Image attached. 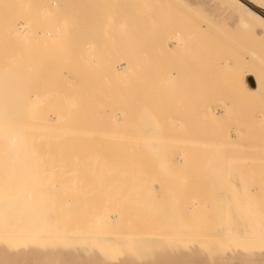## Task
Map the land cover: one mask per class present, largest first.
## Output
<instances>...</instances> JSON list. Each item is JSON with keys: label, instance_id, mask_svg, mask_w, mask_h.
<instances>
[{"label": "rangeland", "instance_id": "rangeland-1", "mask_svg": "<svg viewBox=\"0 0 264 264\" xmlns=\"http://www.w3.org/2000/svg\"><path fill=\"white\" fill-rule=\"evenodd\" d=\"M68 2L69 1L66 0L64 1L63 5L60 4V6H66L65 8L63 7L61 9V12L63 11L62 14L65 17L61 19V31L59 34H55V38L49 40L44 38V36L42 35L37 36L35 34L37 36L36 37L34 35V32L28 34L26 31V27L24 26V20L22 19V17H17L14 20V22L16 21V25L14 24L16 26L14 30L6 31L2 29L4 24H6L7 22L6 19L9 18V16L4 17L3 14L0 13V31L3 30L2 32H0V42L4 40L5 42L8 41L7 44L10 43V45L8 44V46L7 44L5 46L4 41H2L3 44L0 43V47H7L5 50L4 48H0V50H4L3 52L0 51V69L4 65V57L8 56L12 57V60H15L16 58L19 59L18 63L16 64L17 66L18 64H22V67L23 65L27 66L34 64L31 77V73L29 75L27 74L24 80L26 81L27 77H30L32 79L34 78L32 81L30 79L27 80L31 82L30 84L32 86L29 85L28 82V84L25 83L27 87L24 86L23 89L24 92L27 91V93L25 94H28V99H30V97L32 98V100L33 98H37L33 95L40 97L36 100L34 99L32 103L29 102L28 99L26 100L27 103L29 102L32 104H28L32 106L31 110L36 112L38 110H42L45 112L49 111L48 116L49 118L53 119L54 113L51 110L52 107L56 104H59V98L61 101L62 99H64L66 104H63L64 101L60 103L61 105L63 104V106L67 105L66 109H63L65 113L72 114L71 111H78V109H80L81 111L79 112H81V114H79V118L81 119L82 116L83 120H86L90 113L92 115H89L90 118L92 117L93 120H97V123L95 127L92 126L93 128L89 127L91 124L87 125L88 127H86L88 129H103L104 131H101L102 135L98 134L99 137L102 136L103 139L108 137L110 139V142H107L108 138L106 139V141L105 139L103 141L102 138L98 137L99 140H96L97 143L94 141L96 147H92L90 150H93L94 148L96 150L95 153L97 151H100V153H102L105 151V147L102 148L105 144L107 149L106 152L108 153L110 151L109 148H112L114 150V153H109V155H107V159H104L106 158L104 154H99L98 152L97 153L100 156L97 153L95 154L94 152V156L91 155V153L87 158L85 157L86 155H82L83 159L86 158V160H83V162H81L82 158H79V160L75 158L71 159L72 157H75L76 154L80 155L79 157H81V149L85 148V142H81V145L83 147H71L73 148V150H75L76 148L75 152L79 150L80 154L79 152H77L75 155H73V153L71 154L72 157H69L70 155L67 157V154H63L61 155L60 159V155H58V162H56L55 160L56 156H51L49 154L48 157V154H46L43 156V158L47 156L48 161H45V159L42 160L43 158L36 157L40 155L42 156V154H35V156H32L34 159H31V157L29 158V161H33L31 163L22 161L25 159H23V157H21L22 160L19 158L20 160L17 159L18 161L16 162L13 157H10L11 159H9V161L7 162L5 161V163L1 158H3L4 156L5 158L3 159H6L8 157L7 153L3 154L0 152V160H2V162H0V186L2 185L1 183H4L0 187V200L2 202L9 200L12 196H20V194L24 193L25 191V194L28 191V194L35 193V195H29L31 197H29L28 194H22L21 197L24 196L26 198L27 196V199L24 202L25 199L23 197L21 202H17L16 204L18 205V207H22L24 209L28 205L29 208H32L33 205L35 206L40 202L38 206H35L39 209L36 210L37 208H35L34 212H42L40 214L38 213L37 215L46 216L47 214L48 217V213L51 212L49 215L51 216L52 213L55 212V214L53 213V216L60 215L58 217H61L62 219H58L60 221V223L58 221L60 225L57 223L58 228L62 225L63 228L61 227V229L65 228L64 230H66L68 228L66 231H72L73 234L61 235L60 237H56L58 239H56L53 235H47L39 240L18 242H14L13 240L7 238V236H5L4 234H1L0 264H264V82L263 85H258L257 83V80L259 81V83L261 81H264V76H261L262 74L259 71L260 68L256 63L248 62V64L250 63L249 65L251 67L249 66L250 71L247 70L248 64L242 61L243 52L240 51L243 49L241 48V46H239L240 50H237L238 45H236L235 43L232 44L233 46L220 48L221 53L220 50L214 53H206L202 52L203 50H201L202 48L199 46L201 43H203L204 37H200L198 35V40L195 36V42L191 44L192 48L194 47L193 49H195L192 52L186 51L185 53L183 52V54L181 53L177 56L172 55L173 53L171 52L168 53L167 50H169L170 47L177 44L179 45L181 43L184 31L178 28L180 24L179 21L157 17L166 16L170 18L171 16L179 14L180 12H183L187 16L189 14H192L198 19L192 22L189 20H185L187 24L190 22L189 25H191L192 23L195 24L194 27L185 25V27L188 26V28H185L186 31L190 30V33L198 29V22L205 23L207 22V19L210 18L212 19L213 23L221 29L225 37L236 40L241 45L245 46V49H253L255 53H257L258 57H262V59H264V31L262 30V28L257 24V22L246 16L241 11L242 6H239V4H226L227 6H225V10L219 11L213 5V0H135V2L132 4L133 8H131L129 12L127 6L129 4L128 0H102L99 5H92V11L88 13L87 21L83 18V5L78 2H74V0L69 2L71 3V5ZM177 3H181L182 5ZM166 5L167 7H165ZM175 5L177 7H175ZM67 7L72 10L66 12L65 9ZM186 7L192 10L189 11ZM257 16L259 17V19L264 21V17H261L260 15ZM81 17L83 18V20L80 19ZM38 20H40V18L35 15L34 22L36 23ZM136 20L140 21L137 22ZM3 21L4 23H2ZM75 22H77L78 24ZM16 30L19 31L17 32ZM15 31L18 35L15 34ZM32 35L34 36V38ZM42 38L48 41L46 42ZM60 38L63 41H61ZM52 40L54 41L52 42ZM60 41L62 42L61 44L58 43ZM65 41L67 42V44ZM12 43L14 44L11 46ZM63 43L65 44L63 45ZM17 44L21 46V48L18 46L16 47ZM36 46L39 47L37 48ZM38 52H40L39 56ZM8 53L10 54L8 55ZM213 55L216 57H214ZM229 55L232 57L227 58L229 57ZM26 56L30 57L29 61L27 60L28 58ZM34 56L38 58V61H36ZM72 58L75 60L70 61V59ZM23 61L25 62L22 63ZM213 62L217 64H222L224 62L222 65L226 64L227 62L229 66L224 70H221L220 68L215 66L214 68L210 67L209 63ZM41 64H43L41 67L42 69L40 68V66L37 67V65ZM7 65H9V68L13 67L14 61L9 63L7 61ZM76 65L77 67H75ZM203 65H205V68L203 67ZM35 67H37V71L34 70ZM252 67L253 70L251 69ZM255 68L256 71L260 72L258 75V72L253 74L255 72ZM24 69L26 70L27 68ZM3 70L4 68L1 69L0 72ZM127 72H131L130 75ZM249 72H252L251 74L254 75H252V78L254 77L253 79H250L251 74ZM54 73H56L57 76L54 75ZM245 73L247 75H250V77L249 75L247 76L248 81L247 78L244 77L246 76ZM256 75L259 79L255 78ZM51 77H56L55 79L62 81V84L59 87H53L52 80L54 78ZM76 77H78L80 81H78ZM105 77L107 78L105 79ZM249 80L251 81L249 82ZM254 80H256L255 82L257 83L256 88H254V86H256L254 85L255 83H253ZM97 81H99L100 83ZM251 82L253 84H250ZM246 83L248 85L250 84L251 87L247 86ZM25 87L31 88L32 91L31 89H29L31 93L35 91L32 96H29V94L31 95V93H29L30 91L28 89L25 90ZM52 88H54V90ZM248 88H250L251 91ZM121 89L122 91H118ZM253 89H255L254 92ZM116 91L118 93L117 95ZM36 92L42 94L45 93V96H43L42 94L39 95ZM119 92L123 94H121L120 96ZM54 96H57L59 98H53ZM42 97L44 98L42 99ZM45 97H47V99ZM80 97L82 98V100L80 99ZM79 99L82 103H79ZM87 99L88 101H90L89 103H87V107L91 109V107L95 106V108L93 110H90L91 112L88 111L87 113H85V111L87 110L85 107V105H87ZM48 100L51 102L50 105H48ZM55 100L57 103H55ZM90 103L92 104V106ZM105 103L107 104V106L103 107V105H106ZM109 103L113 105H110ZM114 104L116 107H113ZM119 105L120 107L122 106L121 113ZM125 106L127 107V110ZM108 107H110V109H112L113 111L108 109ZM115 109L117 112L115 111ZM260 109H263V111L261 112ZM105 110L107 112H105ZM126 111L127 115L124 114L126 113ZM74 113L75 112L73 111V114ZM85 114L88 115L86 116ZM107 118V121H103ZM90 120L91 119H88L86 120V122H90ZM105 122L106 124H108V128H103V126L107 127ZM149 124L152 125L150 126ZM109 125L112 128H110ZM114 127H116L117 129ZM141 128H145L148 131H144ZM112 129L114 132L112 131ZM107 130L110 132H108ZM142 131H144L145 134H155L153 135V142L151 141L152 139H150L148 136L146 138L142 137V135L146 136ZM111 138H115L116 142H119V140L117 139H122L121 142H123V144L125 145L122 144V147L121 143H118L119 147H121L122 150L117 147L116 144V147L112 145L114 144L112 142L114 139L112 140ZM100 139L102 141H100ZM125 139L128 140L126 141ZM100 142L101 144L103 142V145H101ZM105 142L109 144L108 147V144H106ZM125 142L133 145L129 146V144H127L128 146H126ZM97 144H99L100 146H97ZM111 145L113 147H110ZM143 145L145 147H143ZM161 146L163 148H161ZM156 147H158L159 149H156ZM62 148L61 150H65L67 153V149L69 150L70 147H64L63 149ZM88 148L84 150H88ZM10 149H14V147L9 148L8 150ZM126 149L128 150V153L125 152ZM0 150L4 151L7 150V148L3 147ZM158 150L160 151V153H158ZM121 151L124 152L122 153ZM143 151L145 152V154ZM83 153L84 151H82V154ZM117 153H119L121 156H119ZM126 153L128 154V157H130V159L133 156V158H135L136 155L141 156L142 158H138V156L137 158L140 159V162L142 161V163H136L137 161H134L135 165L138 164L136 165L137 168L136 166L134 167V162H132L130 159V163L132 162L133 164H128L129 160H127L128 162L125 161V163L124 160L128 159L127 156L126 158L124 156ZM129 153L131 155H129ZM113 154H116L115 156L119 157H115ZM64 155H66L67 158ZM122 155L124 157V160ZM62 156L65 157V160H63L64 157ZM109 156H111V158ZM159 156L161 157V159ZM52 157L54 160L52 159ZM76 158H78L77 155ZM133 158L132 160H137L136 158ZM67 159L68 161H71L68 162L66 161ZM109 159H112V161L115 162L117 160V164L114 162L112 163ZM142 159L145 160L143 161ZM146 159H148L147 162L150 161L148 162V164L146 162ZM106 160H108V163ZM20 161L22 163H17ZM44 161L46 163H50V165L48 163L47 165ZM75 161H77V163ZM96 161L97 163H95ZM121 161L123 162L124 166ZM66 162H68V165ZM100 162H102L101 164H116V166L119 163V168L118 166L116 168V166L111 165L112 167L110 169V167H107L110 164L107 166L104 165V167L100 164ZM152 162L155 163L153 164ZM59 163L62 164L60 165ZM5 164L6 167L4 168ZM57 164H59V166ZM63 164H65L66 166ZM94 164H97L96 168H94L96 171L93 169V167L95 166H92ZM145 164H147L145 167L149 166V164L153 165L149 166V169L146 168L145 170V168L143 167ZM79 165L83 166L79 168ZM86 165H90L92 166V168L90 169V166L88 168V166ZM100 165L101 167H103V171L105 172L107 170L109 171V174L104 172H101L102 174L104 173V175L100 173L98 174L97 170H102ZM120 165L122 166V168H120ZM44 166L46 167V169ZM48 166L49 168H53L49 169ZM60 166L61 168H64L61 169ZM67 166L69 167V169ZM98 166L100 169H97ZM128 166L129 168L131 167V169H129ZM71 167L75 170V172ZM106 167L109 169H107ZM125 167L132 171V176L131 174L129 175L131 171L127 175L133 177L134 173L135 178L129 177L132 180L134 179V184L130 182V179L127 178L126 175L125 179H127L125 180L123 178L124 174H126L124 169H126V171L128 170ZM42 168H44V170ZM114 168L116 170H114ZM135 168L138 170V174L141 173V176L137 175V173L135 175ZM143 168V171L139 170ZM11 169H13L12 173H10ZM48 169L49 171H47ZM147 169L149 171H147ZM150 169H152L153 172ZM55 170L57 173L55 172ZM118 170H121V172H118ZM133 170H135V172ZM58 171L64 176L63 178H61L62 176H59L60 173ZM110 171L113 172L110 173ZM143 172L144 174L145 172L147 173V175L145 174L144 176L150 177V175H152L151 177H154V179H156L157 177L159 182L158 180H152L151 177V179L146 178L148 180L143 179ZM86 173L89 175H87ZM96 173L98 175L95 177ZM54 174L57 176H55ZM113 174L116 177L113 176ZM117 174H119V177ZM99 175H101L102 177H100ZM108 175L110 177L113 176V179L115 180H113V182L111 180V182L113 184L115 182L116 186L113 185L114 187L112 188V185L110 184V193H114V195L110 194L108 192L110 191L108 190L109 187L104 185H108L110 183V181L108 182V178H110L108 177ZM137 176L140 179H136ZM81 177H85L83 181H81ZM90 177L93 181H90ZM117 177H121V179L123 178L122 181L124 180L125 182L129 180V183L127 182V184H129V186H131L132 184L133 186L129 187L124 181H121L120 183L121 179L117 181ZM36 178L38 180H36ZM69 178L73 182L75 180V183L70 181ZM165 178H168L170 181L168 179L165 180ZM48 179L49 181H47ZM98 179L101 180H99L100 182L105 181V183L98 184ZM162 179L164 181H162ZM8 180L10 181L8 182ZM65 181L67 183L69 182V186L72 183L71 187H69L70 189L67 188L68 184H66ZM80 181L82 184L79 183ZM88 181L91 183H89ZM145 181L147 183H144ZM148 181L149 183L153 181V183L149 184ZM166 181H168V183H166ZM36 182L38 183V185L36 184ZM164 182L166 185L168 184L167 186H169V189L164 184ZM28 183L30 184L29 187L32 186L31 184L35 186V188L32 186L34 190L32 187V190L28 188ZM57 183L59 184V187L60 185H63L62 188L54 187L58 186L55 185ZM116 183H119V185L124 183V189L123 185H120V187H122L119 188V185L117 187ZM125 184L127 187L125 186ZM147 184L152 186V188L154 189L153 191L156 192L155 195L150 196L154 192L152 193V191H150L151 186H148ZM163 184L164 186H162ZM19 185L23 186V192L17 194L16 191L19 192L20 189L17 190V188L15 187L19 188ZM39 185L40 187L38 188ZM41 185L42 187L44 186V188H42ZM83 185L85 187L87 185H91V187L87 186L85 188ZM100 185L104 188L106 187V191L103 190ZM141 185H143V188H141ZM7 186H14L15 189L12 190V192L8 189ZM93 186L95 187V191L97 190L98 194L95 192V194L93 193ZM146 186H148V188H146ZM2 187L6 188L3 189ZM65 187L68 190H66ZM72 187H74V190L78 195L75 193V191H71L73 190ZM98 187L99 191L98 189H96ZM128 187L130 189H128ZM135 187L139 188L137 190L139 194H137ZM164 187L167 190L166 192H164L165 189H162ZM114 188L117 189V192L122 189L123 191H125V194L126 192H129L128 194L131 196L127 198L126 195H129H125L123 191H119L121 195H118V193L117 195L118 197L120 196L119 198H123V195L126 200L132 197L133 199L131 198V203L128 201L125 202L126 200L124 199H120L121 203L119 205V198L117 196L115 198L116 200H114V197L112 199V196L116 195V190H114L113 192ZM125 188L127 189V191L125 190ZM42 189H47V192L44 193L45 190L43 191ZM100 189L101 193L99 194ZM87 190L90 193H88ZM129 190H131V194ZM104 191L108 193H103V195L102 192ZM146 191H148V194L146 193ZM132 192H136V195L134 193L135 197L132 196ZM41 193H43L44 195L45 204L43 202V195ZM156 194L158 195V197ZM73 195H75V197H73ZM146 195H149L150 197L148 196V198L153 199L154 202L152 203L151 199H146ZM51 196L53 197V200L50 198ZM78 196L82 200L78 199L76 201V199L79 198ZM137 196H139V200H141V202L136 198ZM160 196L163 199H160ZM97 197L99 198L97 199ZM28 198L29 200L31 198V200L29 201ZM33 198H36V200L39 199V202L34 201L35 199ZM47 199L50 201H48ZM134 200L136 202H134ZM31 201H33L34 203L36 202V204ZM110 201H114L112 202L113 204H111ZM145 201H147L148 204ZM160 201H162V206ZM156 202L160 203L157 204V207ZM77 203H79V207H81L82 205L84 206L79 208ZM99 203H102V205ZM141 203H145L146 205L141 208ZM16 204H13V206L15 205L16 207L10 206L12 209L7 210H12L14 213L21 210L24 212V214L27 212L25 214L26 217L28 215L31 216L30 214L32 213V211H29L30 213L28 212V210L31 209L27 207L28 209L25 212L24 210L26 209H17ZM47 204H51V206L48 207ZM103 204L105 206H103ZM114 204H116V207L114 206ZM122 204H125L124 206L126 208ZM43 205H46L48 208H45ZM108 205H110V211L109 208H107ZM65 206V211H63V208ZM71 206L76 207L77 209L75 208L76 210H74V208H72ZM100 206L104 207V209ZM118 206L121 210L120 211L119 209H117L119 210V212L115 210L116 208H118ZM7 207L8 206H6L4 209V207L2 208L1 206L0 208L6 211H2L4 214L11 213L13 215L12 211L7 213ZM85 207L88 208L86 209ZM95 207L100 209H97ZM78 208L80 210H78ZM124 209L126 210V212ZM140 209H142L143 211H140ZM144 209L147 210L144 211ZM44 210L46 211V213ZM47 210H49L50 212L47 213ZM52 210L54 211L52 212ZM57 210L58 212H56ZM73 210L74 212H76L74 213ZM90 210H92V212ZM95 210L98 211L96 212ZM100 210L103 212V215L105 212V216L106 214H109L107 215V220L104 219L105 217L102 215V212H100ZM111 210H115V213H112ZM61 211L66 217L61 213ZM23 212L18 213L20 215L23 214ZM3 213H1V215H3ZM16 213L15 215L18 214ZM97 213H100V215H102L103 217L102 219L106 221L107 225L105 224L104 220H101V218H98L99 220L97 219L98 223L101 222L103 228H114L115 223V228L118 227V230H116L115 228L114 229L116 231H119V229H123V231H119L123 232V235L118 236L117 239H98L97 236H95L96 233L94 232L96 231V227H94V225L96 224L94 214H96L95 218L100 217ZM126 213L128 214V217L126 216ZM11 214L9 216V219H11L10 217H12ZM84 214L85 216L83 217ZM89 214L93 215V217H91V215ZM74 215H76V219L73 218ZM80 215H82L81 217L83 219H86L90 216V222H93L94 220L93 225H91L95 229L93 231V233H95L94 235L91 232L88 233L89 231H92L91 229H93L89 224L90 222L88 220L83 221L82 218V220L80 219L79 222L86 221V223L81 227L85 228V225L88 228L90 227L89 229L87 228V234H90V236H86V233L81 235L78 233L75 234L77 232V227L75 228L76 224H78L79 226L81 225V223H77V219L79 220L78 217H80ZM3 216L5 217H3L2 221H0L1 226L5 222V225H7V223H10L7 222L9 220L5 221L7 216ZM109 216H113L114 219L112 217V219L109 218ZM14 217L15 216L13 215L12 218ZM26 217L23 216L24 219ZM171 218L174 219V222L170 221ZM73 220L75 222V225ZM111 220L113 221L111 222ZM116 220L119 221L117 222ZM211 220H213V222ZM53 221H55V219ZM51 222H49V224H52ZM121 222H123L127 227L122 228L121 225L119 227V224ZM126 222H128L129 224ZM104 224L106 227L103 226ZM122 226L124 225L122 224ZM70 227H72V229ZM84 228H79L78 231H80V229L84 230ZM75 230L76 232H74ZM125 230L127 232H124ZM144 230L146 231V233L150 231L151 233H149L151 235L142 236V234L145 233L143 232ZM152 233L155 236H153Z\"/></svg>", "mask_w": 264, "mask_h": 264}, {"label": "bare ground", "instance_id": "bare-ground-1", "mask_svg": "<svg viewBox=\"0 0 264 264\" xmlns=\"http://www.w3.org/2000/svg\"><path fill=\"white\" fill-rule=\"evenodd\" d=\"M64 1H66V0H63V1H61V0H0V13L1 14H3V16L5 17V16H9V18H7L6 20H7V22H6V20H5V22H6V24H4V26H3V28L2 29H4V30H6V31H10V30H14V28L16 27L15 25H16V21L14 22V20L17 18V17H22V19L24 20V26L26 27V31H27V33L28 34H30V33H32V32H34V35L36 34L37 36H44V38H46V39H52V38H55L54 36H56L57 35V33L59 34L60 33V31H61V25H62V22H61V19L62 18H65L64 17V15L62 14V12H61V9L64 7V6H60V4H62L63 5V3H64ZM69 2L70 1H72V0H68ZM102 0H74V2H78V3H80V4H82L83 5V11H84V13H83V18L84 19H86V21H87V17H88V13L89 12H91L92 10H91V7H92V5L94 6L95 4H100V2H101ZM68 2V3H69ZM128 2H129V4H130V6H129V4L127 5L128 6V12H129V10L131 9V8H133V3L135 2V0H128ZM173 2V1H172ZM67 3V2H66ZM175 3V2H174ZM70 5H71V3H69ZM159 4V3H158ZM177 4H180V5H182L181 3H177ZM230 5V4H239V6H242L241 7V11L246 15V16H248L249 18H251V19H253L255 22H257V24L262 28V30L264 31V21H262L261 19H259V17L257 16V15H260L261 17H264V2H263V0H213V5L216 7V9L217 10H219V11H224L225 10V6H227V5ZM65 5V4H64ZM68 6V5H67ZM66 7V6H65ZM64 7V8H65ZM69 7V6H68ZM66 8L65 9V11L67 12V11H71L72 9H69V8ZM72 7V6H71ZM165 7H167V5L165 6ZM175 7H177L176 5H175ZM100 8V7H99ZM126 8V7H125ZM187 8V7H186ZM188 9V8H187ZM64 10V9H63ZM118 10V9H117ZM189 11H191L192 9H188ZM133 11V10H132ZM100 12V11H99ZM123 12V11H122ZM125 12V11H124ZM74 13V12H73ZM0 14V15H1ZM79 14H80V12H79ZM109 14V13H108ZM123 14V13H122ZM35 15H37L39 18H40V20H38L36 23L34 22V17H35ZM62 15V16H61ZM121 15V14H120ZM119 15V16H120ZM2 16V17H3ZM95 16V15H94ZM118 16V15H117ZM128 16H129V13H128ZM99 17V16H98ZM106 17V16H105ZM157 17V16H156ZM83 18L81 17L80 19H82L83 20ZM122 18V17H121ZM157 18H163V19H174V20H176V21H179V26H178V28H180L181 30H183L184 31V33H183V37H182V41H181V43L178 45H173L172 47H170V49L169 50H167V52L168 53H173L172 55H175V56H177V55H180L181 53L183 54V52L185 53L186 51H190V52H192L193 50H195V49H193L192 48V46H191V44L192 43H194L195 42V36L197 37L198 35L201 37H204V41H203V43H201L199 46L202 48L201 50H203L202 52H211V53H214V52H218L219 50H220V48H222V47H230V46H233L232 44H236V45H238L237 46V50H240V47L239 46H241V48L243 49V50H240L241 52H243V59H242V61L244 62V63H247L248 64V62H253V63H256L258 66H259V68H260V72H261V76H264L263 74H264V59H262V57H258L257 56V53H255V51L253 50V49H245L244 47L245 46H243V45H241L239 42H237L236 40H234V39H231V38H228V37H225V35H223V33H222V31H221V29L218 27V26H216L214 23H213V21H212V19H207V22H205V23H201V22H198V29H196V31H194V32H192V33H190L189 31L190 30H188V31H186V27L188 28V26H186L185 27V25H189V23L187 24L186 22H185V20H189V21H194V20H196V19H198V18H196V17H194V15H192V14H189L188 16L187 15H185L183 12H180L179 14H175V15H173V16H171L170 18L169 17H161V16H158ZM0 19H1V17H0ZM68 19V18H67ZM119 19V18H118ZM138 20V19H137ZM136 20V21H137ZM1 21V20H0ZM69 21V20H68ZM79 21V20H78ZM140 21V20H139ZM139 21H137V22H139ZM2 23H4V21L2 22ZM75 23H77V22H75ZM88 23V22H87ZM1 24V23H0ZM15 24V25H14ZM78 24V23H77ZM84 24H85V22H84ZM132 25V24H131ZM194 23H192L191 25H189V26H193L194 27ZM197 26V25H196ZM18 27V26H17ZM23 27V26H22ZM72 27V26H71ZM0 28H1V26H0ZM197 28V27H196ZM18 29V28H17ZM21 29V28H20ZM129 30V29H128ZM3 31V30H2ZM2 31H0V32H2ZM17 31V30H16ZM16 31H15V34H16ZM19 31V30H18ZM17 31V32H18ZM63 32V31H62ZM20 33V32H19ZM23 33V32H22ZM38 33V34H37ZM1 34V33H0ZM14 34V35H15ZM27 34V35H28ZM56 34V35H55ZM13 35V36H14ZM16 35H18V34H16ZM35 35V36H36ZM167 35V34H166ZM33 36V35H32ZM36 36V37H37ZM102 36V35H101ZM1 37V36H0ZM33 38H34V36H33ZM32 38V39H33ZM40 38V37H39ZM44 38H42L44 41H48V40H45ZM167 38V37H166ZM198 38L199 37H197V40H198ZM61 39V38H60ZM62 39H63V37H62ZM61 39V41H63ZM7 40V39H6ZM18 40V39H17ZM35 40H36V38H35ZM41 40V39H40ZM42 40V41H43ZM65 40V39H64ZM106 40V39H105ZM169 40V39H168ZM2 41H4V40H2ZM0 42V43H2L3 44V42ZM16 41V40H15ZM39 41V40H38ZM54 40H52V42H53ZM58 42L59 44H61L62 42ZM67 41V40H66ZM65 41V42H66ZM78 41V40H77ZM80 41V40H79ZM88 41V40H87ZM5 42V41H4ZM7 42L8 41H6L5 42V46H6V44H7ZM33 42H34V40H33ZM56 42H57V40H56ZM105 42V41H104ZM44 43V42H43ZM69 43V42H68ZM1 44V45H2ZM9 45H10V43H8ZM8 44H7V46H8ZM14 43H12L11 44V46L13 45ZM45 44V43H44ZM65 43H63V45H64ZM66 44H67V42H66ZM4 46V45H3ZM20 47L21 48V46H19L18 44L16 45V47ZM23 46V45H22ZM44 46V45H43ZM97 46V45H96ZM198 46V45H197ZM10 47V46H9ZM15 47V46H14ZM24 47H26V46H24ZM30 47V46H29ZM37 47V46H36ZM39 47V46H38ZM37 47V48H38ZM236 47V46H235ZM1 49H3L4 48V50L7 48H5V47H0ZM11 48V47H10ZM9 48V49H10ZM4 50H0V51H4ZM14 50V49H13ZM97 50V49H96ZM93 51H94V49H93ZM13 52V51H12ZM105 52V51H104ZM39 53L40 52H38V56H39ZM60 53V52H59ZM58 53V54H59ZM93 53V52H92ZM143 53V52H142ZM220 53H221V50H220ZM1 54V53H0ZM4 54H5V52H4ZM10 53H8V55H9ZM57 54V53H56ZM216 54V53H215ZM219 54V53H218ZM34 55V54H33ZM41 55V54H40ZM60 55H62V54H60ZM64 55V54H63ZM89 55H90V53H89ZM107 55V54H106ZM228 55V54H227ZM12 56V55H11ZM22 56V55H21ZM25 56V55H24ZM67 56H68V54H67ZM76 56V55H75ZM97 56V55H96ZM214 56V55H213ZM14 57V56H13ZM27 57V56H26ZM35 57V59H36V61H38V58H36V56H34ZM79 57V56H78ZM99 57V56H98ZM214 57H216V56H214ZM220 57V56H219ZM226 57V56H225ZM230 57H232V56H230L229 55V57H227V58H230ZM12 57H10V56H8V57H4V59L6 60H4V65H3V67H1V69H3L4 68V70L3 71H1L0 72V147L1 148H7V150H4V151H2V150H0V152L1 153H3V154H6L7 153V158L6 159H3V158H5L4 156H3V158H1L2 160H4V162L6 161H9V159H11L10 157H13V159L15 160V162L16 161H18L17 159H21L22 160V158L21 157H23V159L24 160H22V161H26V163H31V162H33L32 160H30L29 161V158L31 157V159H34L32 156H35V154H37V155H39V154H42V156L40 155V156H36V157H40V158H43V156L44 155H46V154H48L47 156L49 157V154L51 155V156H56L55 158V160H56V162H58L57 160V156L58 155H60L59 156V159L61 158V155H63V154H67V157L69 156V157H72V155L71 154H73V155H75L77 152H79V148L80 147H83L81 144V142H85V145H84V149H87L88 147H90V148H88V150H84V149H81L82 151H84V153L82 154V151H81V157H79L80 155H78V154H76L77 156H78V158H76V155H75V157H72L71 159H73V158H75V159H78L79 160V158H82V155H86L85 157L87 158V157H89V154H91V155H93L94 156V154H93V152L95 153V142H96V140H99L98 139V137H99V135L98 134H101V131L103 130V129H88L87 127V125H89V124H91L89 127H92V126H96V123H97V120H93V118L91 117L90 118V116L89 115H91L90 113H89V115L88 114H85L86 116L88 115V117L86 118V120H88V119H91L90 120V122L88 121V122H86V120L84 119H82V116H81V119L79 118V114H81V112H79V111H81L80 109H78V111L77 110H73L75 113L73 114V111H71L72 112V114H70V113H65L64 112V110L63 109H66V106H63V104L65 105L66 103H65V101H64V99H62V101H64L63 102V104L61 105V103L60 102H62L61 100H60V98L59 97H57V96H54L53 98H56L57 97V99L59 98V104H56L55 106H53V104H52V111H53V113H54V118L52 119V118H49V116H48V113H49V111L48 112H45V111H42V110H38L37 112L36 111H33V110H31V107L32 106H30V105H32L31 103H32V101L35 99H38V98H40V97H38V96H35V95H33L34 97H37V98H33V100H32V98L30 97V99H28V94L26 95L25 93H27V91H23V89H24V86H26L25 85V83L26 84H28V82H29V85H31L30 83V81H27L28 79H30L31 81L34 79H32V78H30L31 77V75H32V73H33V71H32V68H33V65H27V66H25V65H23V67H22V64L21 65H19L18 64V66L16 65L17 63H18V61H19V59H11ZM25 58V57H24ZM28 59V61L30 60V57L28 56L27 57ZM96 58V57H95ZM94 58V59H95ZM102 58V57H101ZM200 58V57H199ZM227 58H225V59H227ZM23 59V58H22ZM93 59V58H92ZM232 59V58H231ZM21 60V59H20ZM23 60H25V59H23ZM72 60H75V59H70V61H72ZM118 60V59H117ZM7 61H8V63L9 62H12V61H14V66L13 65H11V66H13V67H11V68H9V65H7ZM22 61V60H21ZM26 61V60H25ZM25 61H23L22 63H24ZM78 61V60H77ZM234 61H236V60H234ZM5 62H6V66H5ZM127 62V61H126ZM129 62V61H128ZM228 62V61H227ZM227 62H226V64H224V65H222V64H220L219 62V64H217V63H209L208 65L210 66V67H213L214 68V66L215 67H218V68H220L221 70H224V69H226V68H228V64H227ZM31 63V62H30ZM33 63V62H32ZM46 63V62H45ZM59 63V62H58ZM61 63H62V61H61ZM68 63V62H67ZM78 63V62H77ZM26 64H28V63H26ZM134 64V63H133ZM250 64V63H249ZM248 64V69L247 70H249L250 69V65ZM42 65L43 64H41V65H37V67H39L40 66V68L42 67ZM25 66V67H24ZM44 66H46V65H44ZM53 66V65H52ZM123 66V65H122ZM205 65H203V67H204ZM250 66V67H249ZM8 69H7V68ZM37 67H35L34 68V70H36V68ZM75 67H77V65L75 66ZM231 67V66H230ZM24 68H27V69H29V70H25ZM128 68V67H127ZM205 68V67H204ZM207 68H208V66H207ZM0 69V70H1ZM42 69V68H41ZM75 69V68H74ZM118 69V68H117ZM120 69V68H119ZM244 69H246V68H244ZM252 70H253V67L251 68ZM213 70V69H212ZM37 71V70H36ZM60 71V70H59ZM135 71V70H134ZM250 71V70H249ZM255 71V72H254ZM254 71H252V72H254L253 74H255L256 72H258V71H256V68L254 69ZM35 72V71H34ZM61 72V71H60ZM95 72V71H94ZM124 72V71H123ZM137 72V71H136ZM244 72H245V70H244ZM246 72H248V71H246ZM251 72V73H252ZM260 72H258L257 73V75L260 73ZM31 73V74H30ZM49 73V72H48ZM52 73V72H51ZM115 73V72H114ZM128 73V72H127ZM131 73V72H130ZM130 73H128L129 75H130ZM250 73V72H249ZM250 73V74H251ZM29 75L30 74V77H27L26 79V81H24L25 80V77H26V75ZM53 74V73H52ZM110 74H111V72H110ZM139 74V73H138ZM246 74V73H245ZM253 74H251V78L250 79H253L252 78V75ZM37 75V74H36ZM54 75H56V73H54ZM58 75H60V74H58ZM85 75V74H84ZM115 75V74H114ZM249 75V74H248ZM247 74H246V76H244V77H246L247 78V76H248ZM257 75H256V79H259V78H257ZM35 76V75H34ZM57 76V75H56ZM113 76V75H112ZM111 76V77H112ZM138 76V75H137ZM254 76V75H253ZM33 77V76H32ZM110 77V78H111ZM249 77H250V75H249ZM260 77V76H259ZM38 78V77H37ZM51 78H54L53 80H52V82H53V87H59L61 84H62V81H60V80H56L55 78L56 77H51ZM50 78V79H51ZM77 79H78V77H76ZM92 78V77H91ZM90 78V79H91ZM107 77H105V79H106ZM58 79V78H57ZM126 80V79H125ZM261 80H263V79H261ZM78 81H80L79 79H78ZM83 81V80H82ZM212 81V80H211ZM247 81H248V78H247ZM251 80H249V82H250ZM256 80H254V82L253 83H255L254 85H256L257 83H258V85L259 84H261V85H263V82L264 81H261L260 83H259V81L257 80V83L255 82ZM39 82V81H38ZM97 82H99V81H97ZM100 83V82H99ZM167 83H170V82H167ZM166 83V84H167ZM252 82L250 83V84H253ZM97 84V83H96ZM114 84V83H113ZM248 85L247 83H246V85L247 86H250L251 87V85ZM43 85V84H42ZM134 85V84H133ZM32 86V85H31ZM44 86V85H43ZM113 86V85H112ZM27 87V86H26ZM25 87V90L26 89H31V88H26ZM246 87V86H245ZM253 87V86H252ZM257 87V85L256 86H254V88H256ZM44 88V87H43ZM86 88V87H85ZM93 88V87H92ZM120 88V87H119ZM133 88V87H132ZM42 89V88H41ZM53 90H54V88H52ZM56 89V88H55ZM80 89V88H79ZM145 89V88H144ZM249 90H250V88H248ZM89 90V89H88ZM115 90V89H114ZM117 90V89H116ZM254 90L255 89H253V92H254ZM30 91V90H29ZM31 91H32V89H31ZM31 91L29 92V93H31ZM93 91H94V89H93ZM118 91H122V89L121 90H118ZM126 91V90H125ZM124 91V92H125ZM129 91V90H128ZM246 91V90H245ZM251 91V90H250ZM35 92V91H34ZM33 92V93H34ZM56 92H57V90H56ZM252 92V93H253ZM33 93H31V95L29 94V96H32V94ZM37 93V92H36ZM35 93V94H36ZM120 94V96H121V94H123V93H121V92H119ZM128 93H130V92H128ZM133 93H134V91H133ZM136 93V92H135ZM250 93V92H249ZM257 93H259V92H257ZM37 94H42V93H37ZM45 94V93H44ZM44 94H42L43 96H45ZM54 94H55V92H54ZM84 94V93H83ZM118 93H117V91H116V95H117ZM47 95V94H46ZM94 95V94H93ZM50 96V95H49ZM49 96H48V98H49ZM256 96V95H255ZM68 97V96H67ZM44 97H42V99H43ZM46 99H47V97H45ZM52 98V99H53ZM76 98V97H75ZM77 98H78V96H77ZM119 98V97H118ZM177 98V97H176ZM29 100V102H31V103H27L26 102V100ZM51 99V98H50ZM80 99L82 100V98L80 97ZM80 99H79V103H82V102H80ZM93 99V98H92ZM252 99V98H251ZM43 101V100H42ZM47 101V100H46ZM49 101V100H48ZM78 101V100H77ZM92 101V100H91ZM85 102V101H84ZM83 102V103H84ZM90 101H88V99H87V101H86V104L87 103H89ZM93 102V101H92ZM91 102V103H92ZM117 102V101H116ZM121 102V101H120ZM119 102V103H120ZM33 103H35V102H33ZM55 103H57L56 102V100H55ZM90 103V104H91ZM28 104H30V105H28ZM51 104V102L49 101V103H48V105H50ZM93 104V103H92ZM92 104H91V106H92ZM106 104V103H105ZM110 105H113V104H111V103H109ZM80 105H83V104H80ZM94 105V104H93ZM101 105V104H100ZM100 105H98V106H100ZM88 106V104L87 105H85V107H86V111H85V113H87L88 111H90V110H93L94 108H95V106L94 107H91V109H89V107H87ZM104 106H107V104L106 105H103V107ZM34 107V106H33ZM84 107V106H83ZM102 107V108H103ZM113 107H116L115 106V104H114V106ZM122 107V106H121ZM121 107H120V105H119V109H120V113H121ZM126 107V106H125ZM231 107V106H230ZM47 109H48V107H47ZM89 109V110H88ZM108 109H110V107H108ZM71 110V109H70ZM107 110V109H106ZM105 110V112H107ZM110 110H112V109H110ZM126 110H127V107H126ZM113 111V110H112ZM115 111H116V109H115ZM260 111L262 112L263 111V109L261 110L260 109ZM68 112V111H67ZM79 112V113H78ZM83 112V111H82ZM91 112V111H90ZM117 112V111H116ZM163 112V111H162ZM94 113V112H93ZM83 114V113H82ZM106 114V113H105ZM112 114V113H111ZM124 114H126L127 115V111H126V113H124ZM123 114V115H124ZM49 115H51V114H49ZM107 115V114H106ZM92 116V115H91ZM130 116V115H129ZM108 117V116H107ZM126 117V116H125ZM127 118H128V116H127ZM160 118V117H159ZM163 118H164V116H163ZM168 118H170V117H168ZM172 118V117H171ZM93 120V121H92ZM108 120V118L106 119V120H103V121H107ZM93 122V123H92ZM147 122V121H146ZM109 123V122H108ZM148 123V122H147ZM101 124V123H100ZM105 124H106V122H105ZM123 124V123H122ZM107 125V127H105V126H103V128H108V124H106ZM148 125V124H147ZM150 125V124H149ZM152 125V124H151ZM150 125V126H151ZM176 125V124H175ZM87 126V127H86ZM83 127H86V128H83ZM109 127H110V125H109ZM143 127V126H142ZM145 127H146V124H145ZM153 127V126H152ZM93 128V127H92ZM97 128H98V126H97ZM110 128H112V127H110ZM114 128H116V127H114ZM121 128V127H120ZM151 128V127H150ZM117 129V128H116ZM122 129V128H121ZM142 129V128H141ZM149 129V128H148ZM110 130V129H109ZM142 130H146V131H148L147 129H142ZM155 130V129H154ZM104 131V130H103ZM108 131V130H107ZM106 131V132H107ZM112 131H113V129H112ZM144 131H142L144 134H145V132ZM108 132H110V131H108ZM114 132V131H113ZM117 132V131H116ZM150 132V131H149ZM155 132V131H154ZM183 132V131H182ZM120 133V132H119ZM140 133H141V131H140ZM114 134V133H113ZM152 134V133H151ZM151 134H145L146 136H144V135H142V137H149L150 139H152L151 141L153 142V138H154V136L153 135H155V134H153V135H151ZM102 135V134H101ZM104 135H106V134H104ZM117 135V134H116ZM121 135V134H120ZM157 135V134H156ZM153 136V137H152ZM174 136H176V135H174ZM82 138V139H81ZM99 138H102V140L104 141V139H105V141H106V139L108 138V137H106V138H104L103 139V137L102 136H100ZM84 139H85V141H84ZM88 139H89V141H88ZM112 139V138H111ZM114 139V140H113ZM111 141L114 143V144H112V145H114L115 146V144H116V146L117 147H119V144L118 143H121V146L123 147V145H125V144H123V142H121V138L120 139H117V140H119V142H116V139L115 138H113ZM150 139H148V140H150ZM101 139H100V141H102ZM126 140V139H125ZM128 140V139H127ZM126 140V141H127ZM88 141V142H87ZM95 141V142H94ZM116 143H115V142ZM123 141H124V139H123ZM145 141V140H144ZM157 141V140H156ZM156 141H154V142H156ZM107 142H110V139L108 138L107 139ZM97 143V142H96ZM106 143V142H105ZM126 143V142H125ZM130 143H131V141H130ZM143 143V142H142ZM147 143V142H146ZM100 144H101V142H100ZM106 144H108V143H106ZM123 144V145H122ZM127 144H129L128 142L126 143V146H128ZM145 144V143H144ZM150 144V143H149ZM152 144H154V143H152ZM157 144V143H156ZM155 144V145H156ZM99 144H97V146H98ZM101 145H103V142H102V144ZM110 146V147H113V146ZM133 145V144H132ZM132 145H130L129 144V146H132ZM142 145V144H141ZM158 145H160V144H158ZM167 145V144H166ZM100 146V145H99ZM109 146V144L107 145V147ZM115 146V147H116ZM140 146V145H139ZM147 146V145H146ZM14 147V149H10V150H8L9 148H13ZM18 147V148H17ZM64 148V147H70L69 148V150L67 149V153H66V151L65 150H61V148ZM71 147H79L77 150L78 151H76L75 152V150H76V148H75V150H73V148H71ZM87 147V148H86ZM92 147H94L93 148V150H90ZM105 147V151L104 150H102V151H104V152H102V153H100V151L98 152L99 154H104V156H106V158H104V159H107L108 157H107V155H109V153H111V152H113L114 150L112 149V148H109L110 149V151L107 153L106 152V145L104 144V146L102 147V148H104ZM142 147V146H141ZM143 147H145L144 145H143ZM159 147V146H158ZM158 147H156V149L158 148ZM165 147V146H164ZM0 148V149H1ZM62 148V149H63ZM101 148V149H102ZM120 149H121V147H119ZM125 148V147H124ZM147 148V147H146ZM161 148H163L162 146H161ZM58 149H60V150H58ZM101 149H99V150H101ZM115 149V148H114ZM118 149V148H117ZM159 149V148H158ZM116 150V149H115ZM122 150V149H121ZM151 150H153V149H151ZM128 150L126 149V151L125 152H127ZM159 151V150H158ZM96 152V153H97ZM117 152V151H116ZM115 152V153H116ZM122 153L124 152V151H121ZM144 152V151H143ZM150 152V151H149ZM154 152H155V149H154ZM1 153H0V157H1ZM95 153V154H96ZM97 153V154H98ZM114 153V152H113ZM119 153H120V151H119ZM119 153H117L119 156H121ZM121 153V154H122ZM128 153V152H127ZM123 154L124 156H125V158H126V156H127V158L128 159H126V160H124V157H123V155H122V157H123V160H124V162L125 161H127V160H129L130 159V157H128V154ZM134 153V152H133ZM132 153V154H133ZM152 153V152H151ZM158 153H160V151L158 152ZM79 154H80V152H79ZM98 154V155H99ZM144 154H145V152H144ZM90 155V156H91ZM114 155V154H113ZM116 155V154H115ZM114 155V156H115ZM129 155H131L130 153H129ZM134 155V154H133ZM132 155V156H133ZM162 155V154H161ZM168 155V154H167ZM47 156H45L42 160H44L45 159V161L47 160L48 161V159H47ZM65 157H66V155H64ZM64 156H62V157H64ZM83 156V157H84ZM100 156V155H99ZM99 156H97V157H99ZM103 156V157H104ZM112 156V155H111ZM111 156H109L110 158H111ZM119 156H115V157H119ZM137 156L138 155H136L135 156V158L137 159V160H132V158L134 157H132L130 160L132 161V162H134V161H137L136 163H142V161L140 162V159H138V158H140L141 156H138V158H137ZM146 156V155H145ZM148 156V155H147ZM163 156V155H162ZM65 157H64V159L63 160H65ZM66 157V158H67ZM115 157H113V158H115ZM151 157V156H150ZM155 157V156H154ZM160 157V156H159ZM167 157V156H166ZM169 157V156H168ZM86 158H82V161H81V159H80V161L81 162H83V160L85 161L86 160ZM101 158V157H100ZM121 158V157H120ZM135 158H133V159H135ZM142 158V157H141ZM152 158V157H151ZM158 158V157H157ZM19 159V160H20ZM52 159H53V157H52ZM51 159V160H52ZM61 159V160H62ZM118 159V158H117ZM150 159V158H149ZM160 159H161V157H160ZM2 160H0V162H2ZM28 160V161H27ZM40 160V159H39ZM54 160V159H53ZM101 160V159H100ZM110 160V159H109ZM122 160V159H121ZM130 160H129V163L128 164H133L132 162L130 163ZM143 160V159H142ZM145 160V159H144ZM143 160V161H144ZM147 160L148 159H146V162H147ZM151 160V159H150ZM153 160V159H152ZM44 161V162H45ZM50 161V160H49ZM60 161V160H59ZM66 161H68V159L66 160ZM69 161H71V160H69ZM68 161V162H69ZM98 161V160H97ZM97 161L95 162V163H97ZM105 161V160H104ZM103 161V162H104ZM107 161V163H108V160H106ZM112 163L114 162V163H116L117 164V160H116V162L115 161H112V159L110 160ZM155 161V160H154ZM158 161V160H157ZM160 161V160H159ZM5 162V163H6ZM64 162V161H63ZM68 162H66L67 163V165H68ZM76 163H77V161H75ZM87 162V161H86ZM91 162V161H90ZM99 162V161H98ZM122 162V161H121ZM120 162V163H121ZM128 162V161H127ZM148 162H150V161H148ZM148 162H147V164H148ZM11 163H12V161H11ZM13 163H14V161H13ZM17 163H22L21 161L20 162H17ZM46 163V162H45ZM48 163V162H47ZM46 163V164H47ZM80 163V162H79ZM78 163V164H79ZM102 162H100V164H101ZM105 163V162H104ZM101 164L102 166H104V165H109V166H107V167H110V169H111V167L114 165H112L111 163H109V164ZM126 163V162H125ZM153 163V162H152ZM155 163V162H154ZM153 163V164H154ZM8 164V163H7ZM23 164H25V163H23ZM49 165H50V163H48ZM47 164V165H48ZM60 164V163H59ZM59 164H57L58 166H59ZM62 164V163H61ZM60 164V165H61ZM86 164H88V163H86ZM90 164V163H89ZM92 164V163H91ZM116 164L114 165V166H116ZM122 164H123V162H122ZM127 164V165H128ZM147 164H145L143 167L145 168V170H146V168H148L149 166H152L153 164H149V166H147V167H145ZM31 165H33V164H31ZM30 165V166H31ZM63 165H65V164H63ZM83 165H85V164H83ZM83 165H79V168H81ZM99 165V164H98ZM101 165H100V167H101ZM112 165V166H111ZM118 165H119V163H118ZM117 165V166H118ZM126 165V164H125ZM134 167L136 166V165H138V164H136L135 165V162H134ZM143 165V164H142ZM10 166V165H9ZM43 166V165H42ZM52 166V165H51ZM53 166H54V164H53ZM55 166H56V164H55ZM66 166V165H65ZM74 166H75V164H74ZM86 166H88V165H86ZM90 166V165H89ZM89 166H88V168H89ZM92 166H95V167H93V169L94 168H96V166H97V164L95 165H92ZM92 166H90V169L92 168ZM117 166H116V168H117ZM121 166V165H120ZM123 166H124V164H123ZM130 166V165H129ZM129 166H128V168H129ZM139 166H140V164H139ZM138 166V167H139ZM1 167V166H0ZM6 167V164H5V166H4V168ZM32 167V166H31ZM40 167V166H39ZM45 167V166H44ZM68 167V166H67ZM77 167H78V165H77ZM105 167V166H104ZM106 167V168H107ZM133 167V166H132ZM133 167V168H134ZM154 167V166H153ZM17 168V167H16ZM21 168V167H20ZM30 168V167H29ZM48 168H49V166H48ZM50 168H53V167H50ZM49 168V169H50ZM56 168V167H55ZM60 168H61V166H60ZM62 168H64V167H62ZM61 168V169H62ZM72 168V167H71ZM99 168V166L97 167V169ZM102 168V170L101 171H99V170H97V172H98V174L100 173V174H102L101 172H104L103 171V167H101ZM105 168V169H106ZM118 168H119V166H118ZM120 168H122V166L120 167ZM125 168H127V167H125ZM127 168V169H128ZM132 168V169H133ZM136 168H137V166H136ZM135 168V170H136V172H135V170H133L134 172H135V175H136V173L138 172V170ZM142 168V167H141ZM144 168L143 169H139L140 171L142 170H144ZM43 170H44V168H42ZM45 169H46V167H45ZM49 169L47 170V171H49ZM68 169H69V167H68ZM73 169V168H72ZM77 169V168H76ZM84 169V168H83ZM87 169V168H86ZM100 169V168H99ZM104 169V170H105ZM107 169H109V168H107ZM113 169V168H112ZM129 169H131V167L129 168ZM128 169V170H129ZM149 169V168H148ZM147 169V171H149ZM12 170L13 169H11V172L10 173H12ZM16 170V169H15ZM33 170V169H32ZM35 170V169H34ZM95 170V169H94ZM114 170H116L115 168H114ZM113 170V171H114ZM126 171V169H124V171L126 172V174H124V179H125V175L127 176V178H135V176H134V173H133V177H131L132 176V171L131 170H129V171ZM152 172H153V170L152 169H150ZM73 171L75 172V170L73 169ZM81 171V170H80ZM90 171V170H89ZM93 171V170H92ZM96 171V170H95ZM107 171V170H106ZM104 172V173H108L109 171H107V172ZM112 171V172H113ZM123 171V170H122ZM131 171V172H130ZM8 172V171H7ZM18 172V171H17ZM26 172V171H25ZM28 172H29V170H28ZM32 172H35V171H32ZM37 172V171H36ZM40 172V171H39ZM44 172V171H43ZM55 172H56V170H55ZM59 172V171H58ZM67 172H69V171H67ZM77 172V171H76ZM84 172H85V170H84ZM111 171H110V173H112ZM118 172H121V170L119 171L118 170ZM118 172H116V173H118ZM130 172V173H129ZM152 172H150V173H152ZM6 173V172H5ZM57 173V172H56ZM60 173V172H59ZM82 173H83V170H82ZM104 173L102 174V175H104ZM129 173V175L131 174V176H129V175H127ZM140 173V172H139ZM157 173H158V170H157ZM161 173V172H160ZM27 174V173H26ZM25 174V175H26ZM30 174V173H29ZM44 174V173H43ZM46 174V173H45ZM69 174V173H68ZM75 174V173H74ZM79 174V173H78ZM87 174V173H86ZM95 174V173H94ZM97 173H96V175H95V177L98 175ZM109 174V173H108ZM141 174V173H140ZM140 174H138L137 173V175H140ZM145 174L147 175V173L145 172ZM144 174V172L142 173V177L145 175ZM162 174H163V172H162ZM4 175V174H3ZM35 175V174H34ZM41 175V174H40ZM55 175V174H54ZM64 175H65V173H64ZM77 175V174H76ZM82 175H84V174H82ZM87 175H89V174H87ZM92 175H93V173H92ZM106 175V174H105ZM111 175V174H110ZM118 175V177H119V174H117ZM160 175V174H159ZM159 175H157V176H159ZM55 176H57V175H55ZM59 176H62L61 178H63L64 176L60 173L59 174ZM58 176V177H59ZM100 177H102L101 175H99ZM107 176V175H106ZM113 176H115L114 174H113ZM113 176H109L108 175V177H110V178H108V182L110 181V183L108 184V182H107V184L109 185H106V184H104L105 186H107V187H109V189L108 190H110V191H108L109 193L111 192V185H112V188L114 187L113 185H115V182H114V184L112 183L113 182ZM121 176H123V175H121ZM141 176V175H140ZM152 175H150V177H151ZM153 176H154V174H153ZM155 176H156V173H155ZM2 177V176H1ZM22 177H23V175H22ZM22 177H21V179H22ZM34 177H36V176H34ZM42 177H44V176H42ZM78 177V176H77ZM89 177V176H88ZM94 177V176H93ZM104 177V176H103ZM116 177V176H115ZM114 177V178H115ZM117 177V178H118ZM149 176H144V178L143 179H145V180H148V179H146V178H150ZM163 177V176H162ZM20 178V177H19ZM25 178V177H24ZM23 178V179H24ZM47 178V177H46ZM60 178V177H59ZM71 178V177H70ZM69 178V179H70ZM79 178H80V176H79ZM82 178V177H81ZM85 178V177H84ZM84 178H82V180L81 181H83V179ZM97 178H99V177H97ZM96 178V179H97ZM122 178V179H123ZM126 178V179H127ZM129 178V179H130ZM138 178V176L136 177V179ZM152 178V180H158L157 179V177H156V179H154V177H151ZM150 178V179H151ZM164 178V177H163ZM26 179V178H25ZM28 179V178H27ZM51 179V178H50ZM92 178L90 177V181H93V180H91ZM95 179V180H96ZM106 179V178H105ZM104 179V180H105ZM110 179V180H109ZM116 179V178H115ZM121 179V177L120 178H118L117 179V181H119ZM122 179L120 180V183H121V181H122ZM125 179V180H126ZM138 179H140V178H138ZM142 179V178H141ZM168 178H165V180H167ZM32 180V179H31ZM36 180H38L37 178H36ZM78 180V179H77ZM86 180V179H85ZM100 179H98L97 180V182H99L98 184H102V183H105V181L104 182H100L99 181ZM103 180V179H102ZM107 180V179H106ZM111 180H112V182H111ZM132 179H130V182H132L133 184L135 183V182H133V180L131 181ZM169 180V179H168ZM3 181V180H2ZM7 181V180H6ZM10 180H8V182H9ZM44 181V180H43ZM47 181H49V179L47 180ZM67 181V180H66ZM65 181V182H66ZM70 181H72L71 179H70ZM81 181L79 182L80 184H82L81 183ZM87 181V180H86ZM85 181V182H86ZM115 181V180H114ZM124 181V180H123ZM122 181V182H123ZM142 181V180H141ZM150 181V180H149ZM149 181H148V183H149ZM162 181H164L163 179H162ZM170 181V180H169ZM26 182V181H25ZM56 182H57V180H56ZM60 182V181H59ZM73 182V181H72ZM89 182V181H88ZM125 182V181H124ZM127 182L129 183V180L128 181H126L125 183L127 184ZM143 182V181H142ZM157 182V181H156ZM158 182H159V180H158ZM35 183V182H34ZM42 183V182H41ZM73 183H75V180H74V182ZM89 183H91V182H89ZM144 183H147L146 181L144 182ZM150 183H153V181H151ZM149 183V184H150ZM166 183H168V181H166ZM2 185L4 184V183H1ZM26 184V183H25ZM36 184L38 185V183L36 182ZM45 184V183H44ZM66 184H68L67 186V188H69V187H71V184H70V186H69V182L67 183L66 182ZM84 184V183H83ZM86 184V183H85ZM111 184V185H110ZM117 184V183H116ZM126 184H125V186H126ZM137 184V183H136ZM164 184H165V182H164ZM164 184L162 185V186H164ZM1 185V186H2ZM6 185V184H5ZM9 185V184H8ZM29 183H28V188L29 189H31L32 190V188L34 187L35 188V186L33 185V184H31L32 186V188L31 187H29ZM36 185V186H37ZM46 185V184H45ZM55 185H58V186H54V187H58V188H62V186L63 185H60V187H59V184L57 183V184H55ZM75 185H77V184H75ZM92 185H93V183H92ZM96 185H97V183H96ZM118 185H119V183L117 184V187H118ZM120 185H123V189H124V183H122V184H120ZM120 185H119V188H121L120 187ZM128 186H129V184H127ZM144 185V184H143ZM143 185H141L142 187L141 188H143ZM148 185V184H147ZM166 185V184H165ZM168 185V184H167ZM166 185V186H167ZM0 186V187H1ZM66 186V185H65ZM74 186V185H73ZM84 186V185H83ZM88 186V185H87ZM86 186V187H87ZM94 186H95V182H94ZM93 186V187H94ZM101 186V185H100ZM116 186V185H115ZM133 185L131 184V186H129V187H132ZM136 186V185H135ZM148 186H151V185H148ZM148 186H146V188H148ZM161 186V185H160ZM161 186V187H162ZM8 187V186H7ZM40 187V185L38 186V188ZM41 187H42V185H41ZM49 187V186H48ZM78 187H79V185H78ZM85 187V186H84ZM83 187V188H84ZM85 187V188H86ZM88 187H91V185H89ZM102 187V186H101ZM127 187V186H126ZM128 187V189H130ZM168 187V189H169V186H167ZM3 189L4 188H6V187H2ZM15 188H17V190L18 189H20L19 190V192L18 191H16L17 192V194L18 193H20V192H23L22 190H23V186L22 185H19V188L18 187H15ZM14 188V186H10V187H8V189L10 190V191H12V190H14L15 189ZM25 188V187H24ZM34 188H33V190H34ZM37 188V189H38ZM42 188H44V186L42 187ZM66 188V187H65ZM66 188V190H68ZM83 188H82V190H83ZM103 188V190H105V189H107L106 187L104 188V187H102ZM118 188V189H119ZM150 188V187H149ZM151 188H152V186H151ZM150 188V191H152V193L153 194H151L150 196H153V195H155V191H153L154 189L152 188L151 189ZM70 189V188H69ZM72 189L73 190H71V191H75L74 190V187H72ZM96 189H98V191H99V187L98 188H96ZM123 189L122 190H119L120 192H122L123 191ZM135 189H136V192H137V194H139L138 193V189L139 188H136L135 187ZM145 189V188H144ZM162 189H165V187L164 188H162ZM36 190V189H35ZM43 190V189H42ZM41 190V191H42ZM45 190V189H44ZM43 190V191H44ZM47 190V189H46ZM44 191V193L45 192H47V191ZM50 190V189H49ZM80 190V189H79ZM114 190H116L115 191V196H112V195H114V193H110V194H112L111 196H112V199H113V197H114V200H116L115 198H116V196L118 197V195H121L120 193H119V191L117 192V189H113V192H114ZM125 190L127 191V189L125 188ZM132 190H134V189H132ZM4 191V190H3ZM106 191V190H105ZM102 192V194L103 193H108V192ZM130 191V194H131V190H129ZM140 191V190H139ZM149 191V190H148ZM148 191H146V193L148 194ZM167 190L165 189L164 190V192H166ZM13 192V191H12ZM15 192V191H14ZM15 192V193H16ZM26 192V191H25ZM25 192L24 193H21L20 194V196H12V195H14V194H12L11 196V199H9V200H6V201H1V203H0V207L2 206V208L4 207V209H5V207L6 206H8L7 208H6V210L7 209H12L10 206H12V207H14L13 206V204H16L17 202H21L22 201V199H23V197H21L22 196V194H24V195H27L28 194V192L25 194ZM38 192V191H37ZM83 192V191H82ZM86 192V191H85ZM85 192H84V194H85ZM87 192H88V190H87ZM97 193L98 194V192H97V190L95 191V187H94V190H93V193ZM136 192H134L135 193V195H136ZM4 193V192H3ZM6 193H7V191H6ZM10 193V192H9ZM49 193V192H48ZM47 193V194H48ZM51 193V192H50ZM73 193V192H72ZM75 193H76V191H75ZM88 193H90V192H88ZM92 193V192H91ZM94 193V194H95ZM101 193V189H100V192H99V194ZM117 193H118V195H117ZM123 193L125 194V191H123ZM129 193V192H128ZM127 192H126V194H128ZM134 193L132 192V196H134L135 197V195H134ZM145 193V192H144ZM16 194V195H17ZM36 194H38V193H36ZM42 195H43V193H41ZM58 194H60V193H58ZM77 194V193H76ZM82 194V193H81ZM125 194V195H126ZM3 195V194H2ZM10 195V194H9ZM9 195H7V196H9ZM29 195H35V193H29L28 194V196ZM46 195V194H45ZM63 195V194H62ZM71 195V194H70ZM69 195V196H70ZM78 195V194H77ZM80 195V194H79ZM104 195V194H103ZM129 195V194H128ZM145 195V194H144ZM157 195V194H156ZM6 196V195H5ZM41 196V195H40ZM48 196V195H47ZM47 196H46V198H47ZM50 196V195H49ZM55 196V195H54ZM61 196V195H60ZM85 196V195H84ZM84 196H82V197H84ZM87 196H88V194H87ZM131 195H129V196H127L126 195V198L127 197H130ZM148 196L149 195H146V199L148 198ZM149 196V197H150ZM29 197H31V196H29ZM37 197V196H36ZM58 197V196H57ZM56 197V198H57ZM73 197H75V195H73ZM79 197V196H78ZM103 197V196H102ZM101 197V198H102ZM120 197V196H119ZM118 197V198H119ZM122 197L123 198H119V205H120V203H121V200L120 199H124V200H126L125 199V197L122 195ZM157 197H158V195H157ZM161 197V196H160ZM41 198V197H40ZM43 198H44V195H43ZM51 199L53 198L52 196L50 197ZM55 198V199H56ZM86 198V197H85ZM88 198V197H87ZM92 198V197H91ZM99 197H97V199H98ZM107 198V197H106ZM132 198V197H131ZM131 198H128V199H130V200H126L125 202H130V201H132V199ZM138 200H139V196H137L136 197ZM143 198H144V196H143ZM24 202L26 201V199H27V196H26V198L24 197ZM33 199H35L34 201H37V202H39L38 200L39 199H37L36 200V198H33ZM72 199V198H71ZM70 199V200H71ZM75 199V198H74ZM78 199H81L80 197L79 198H77L76 199V201L78 200ZM94 199H96V198H94ZM103 199V198H102ZM109 199H110V197H109ZM149 199V198H148ZM151 199V198H150ZM149 199V200H150ZM160 199H163L162 197L160 198ZM3 200H5V199H3ZM28 200H29V198H28ZM30 200H31V198H30ZM29 200V201H30ZM42 200V199H41ZM48 200V199H47ZM46 200V201H47ZM53 200V199H52ZM82 200V199H81ZM84 200H86V199H84ZM136 200V199H135ZM134 200V202H136ZM156 200V199H155ZM48 201H50V200H48ZM117 201H118V199H117ZM140 202H141V200H139ZM144 201V200H143ZM148 201V200H147ZM147 201H145L146 203H147ZM151 201H152V203L154 202V200L153 199H151ZM150 201V202H151ZM158 201H159V199H158ZM163 201V200H162ZM162 201H160L161 202V206L163 205L162 204ZM23 202V203H24ZM31 202H33V201H31ZM31 202H30V204H31ZM44 204H45V198H44ZM52 202V201H51ZM62 202V201H61ZM75 202V201H74ZM108 202V201H107ZM111 202V201H110ZM112 202H114V201H112ZM111 202V204H113ZM140 202H138V203H140ZM149 202V201H148ZM34 203V202H33ZM32 203V204H33ZM40 203V202H39ZM39 203H37V205H35V206H38L39 205ZM80 203V202H79ZM79 203H77V205L79 204ZM82 203H83V201H82ZM85 203V202H84ZM106 203V202H105ZM104 203V204H105ZM117 203V202H116ZM131 203V202H130ZM20 204H22V203H20ZM34 204H36V202L34 203ZM43 204V203H42ZM53 204V203H52ZM59 204V203H58ZM66 204V203H65ZM81 204V203H80ZM86 204V203H85ZM89 204V203H88ZM98 204V203H97ZM99 204H101L102 205V203H99ZM103 204V206H105ZM110 204V203H109ZM110 204V205H111ZM126 204V203H125ZM124 204V205H125ZM129 204V203H128ZM127 204V205H128ZM142 204V206H141V208L143 207V206H145L146 204L145 203H141ZM140 204V205H141ZM144 204V205H143ZM148 204V203H147ZM157 204H160L159 202L157 203L156 202V207L158 206ZM17 205V204H16ZM25 205H26V203H25ZM48 205V207L49 206H51V204L49 205V204H47ZM93 205V204H92ZM107 205V204H106ZM110 205H108V207L107 208H109V206ZM116 204H114V206H115ZM118 205V204H117ZM123 205V204H122ZM123 205V206H124ZM154 205V204H153ZM29 206H31V205H29ZM34 206V205H33ZM32 206V208L30 207H28V205H27V207L29 208V209H31V210H28V212L30 211H32V213L30 214L31 216H25V214L27 213L26 211H27V207L26 208H24V209H26V210H24L22 207H18V205H17V209H23L26 213L24 214V212L23 211H21V210H19V211H16L17 213L19 212V213H22L23 212V214H20L19 215V213L17 214L16 212V214L17 215H15V213L13 212V215L15 216L14 218H12L13 217V215H12V217H10L11 219H9V216H10V214H4L2 211H4V212H6L4 209H1L0 208V216H2V217H0V221H2V218L3 217H5V216H3V215H6L7 216V218L5 219V221L6 220H9V221H7V222H10V223H7V225H5V223L4 224H2V226H1V224H0V235L1 234H4L5 236H7V238H9V239H11V240H13L14 242H18V241H33V240H39V239H42V238H44L45 236H47V235H53V236H55V238L56 237H60L61 235H65V234H72V231H66V230H64V229H61V227H62V225L61 226H59V228H58V225H57V223H58V219H61V217H58V216H60V215H54L53 216V213L55 214V212H53L54 210H52V215L51 216H49L50 215V211L49 210H47V213L48 212H50V213H48V217H47V214H46V216L44 215H37L38 213L40 214L42 211H35L34 212V210H35V208H37V207H33ZM45 208H48L46 205H43ZM82 206H84V205H82ZM81 206V207H82ZM113 206V205H112ZM113 206V207H114ZM137 206V205H136ZM155 206V205H154ZM161 206H159V207H161ZM16 207V206H15ZM23 207H25V206H23ZM41 207V206H40ZM54 207V206H53ZM62 207V206H61ZM60 207V208H61ZM68 207V206H67ZM72 207V206H71ZM78 207H79V205H78ZM81 207H79V208H81ZM99 207V206H98ZM101 207V206H100ZM116 207V206H115ZM125 207V206H124ZM128 207V206H127ZM147 207V206H146ZM145 207V208H146ZM56 208V207H55ZM66 208V206L63 208V211H65L64 209ZM72 208H74V210H76L77 208L76 207H72ZM76 208V209H75ZM78 208V210H80ZM86 208V207H85ZM88 208V207H87ZM86 208V209H87ZM91 208V207H90ZM89 208V209H90ZM94 208V207H93ZM95 208H97V207H95ZM101 208H103L104 209V207H101ZM106 208V207H105ZM126 208V207H125ZM137 208V207H136ZM151 208V207H150ZM39 208H37L36 210H38ZM85 209V210H86ZM92 209V208H91ZM97 209H100V208H97ZM102 209V210H103ZM110 209L111 208H109V211H110ZM117 209H119L120 210V208H119V206H118V208H116L115 210L116 211H118L119 212V210H117ZM123 209V208H122ZM133 209H134V207H133ZM149 209V208H148ZM62 210V209H61ZM74 210H73V212H74ZM94 210V209H93ZM106 210V209H105ZM114 210V211H115ZM125 210V209H124ZM147 209H144V211H146ZM150 210V209H149ZM11 211H8L7 210V213L8 212H11ZM45 211V210H44ZM70 211V210H69ZM88 211V210H87ZM86 211V212H87ZM91 212H92V210H90ZM96 211V210H95ZM98 211V210H97ZM96 211V212H97ZM112 211V210H111ZM114 211H112V213H115ZM121 211V210H120ZM128 211H129V209H128ZM140 211H143L142 209H140ZM29 212V213H30ZM37 212V213H36ZM56 212H58V210L56 211ZM76 212V211H75ZM74 212V213H75ZM78 212V211H77ZM85 212V211H84ZM100 212H102L101 210H100ZM125 212H126V210H125ZM1 213H3V215H1ZM28 213V214H29ZM34 213V214H33ZM36 213V214H35ZM45 213H46V211H45ZM44 213V214H45ZM61 213H62V211H61ZM60 213V214H61ZM71 213V212H70ZM80 213H81V211H80ZM79 213V214H80ZM89 213V212H88ZM111 213V212H110ZM128 213V212H127ZM126 213V216L128 215ZM56 214H58V213H56ZM63 215H64V213H62ZM77 214V213H76ZM78 214V215H79ZM82 214H83V212H82ZM87 214V213H86ZM93 214V213H92ZM100 217H97V218H95L96 217V214H94L95 216H94V219L97 221H95V225H94V227H96L95 229H96V231H94L95 229H94V227L93 226H91V225H93V222H94V220H93V222L91 223L89 220H91L90 218L91 217H93V215H91V214H89V215H91V217L88 219V218H86V219H83L81 216L82 215H80V217H78L79 218V220L77 219V223L80 221V219L82 218L83 219V221L84 220H88L89 222V224H90V226H91V228H93V229H91L92 231H89L88 232V229L90 228H88L86 225H85V228L84 227H81V226H83L85 223H86V221L85 222H79V224L81 223V225L79 226L78 224H76V226H75V228L77 229V232H76V230L74 231V232H76L75 234H87V232L88 233H92L93 235L95 234V236H97V238L98 239H100V240H106L107 238H114V239H117L118 238V236H121V235H123L122 233L123 232H119V231H123V229L122 230H120L119 229V231H116V230H118V227H116L115 228V223H114V228L116 229H114L113 227H111V229H109L110 227H108V228H103L102 227V224H101V222L100 223H98V218H101V220H107L108 219V216L107 215H109V214H106V216H105V212H104V215H103V212H102V215L105 217L104 219H102L103 217H102V215H100V213H97ZM123 214V213H122ZM22 215V216H21ZM32 215H35V216H32ZM88 215V214H87ZM125 215V214H124ZM19 218H18V217ZM22 217V219H21V217ZM23 216L24 217H26L25 219L23 218ZM57 216V217H56ZM65 216V215H64ZM76 215H74V217L73 218H75L76 219V217H75ZM85 216V214L83 215V217ZM125 216V217H126ZM168 216V215H167ZM52 217V218H51ZM63 217V216H62ZM66 217V216H65ZM87 217V216H86ZM113 218L114 219V217L113 216H109V218ZM128 217V216H127ZM173 217V216H172ZM239 217V216H238ZM50 218V219H49ZM57 218V219H56ZM67 218H68V216H67ZM72 218V219H73ZM111 218V219H112ZM170 218V217H169ZM175 218V217H174ZM55 219V221H53ZM66 219V218H65ZM71 219V220H72ZM81 219V220H82ZM93 219V218H92ZM98 219V220H97ZM166 219H167V217H166ZM171 219H173V218H171ZM170 219V221H173L174 222V219L173 220H171ZM4 220V219H3ZM12 220V221H11ZM51 220H52V222H51ZM62 220V219H61ZM64 220V219H63ZM68 220V219H67ZM70 220V221H71ZM100 220V221H101ZM104 220V222H105V224H106V221ZM127 220H128V218H127ZM176 220H177V218H176ZM175 220V221H176ZM214 220V219H213ZM213 220H211L212 222H213ZM235 220V219H234ZM51 222L52 224H49V222ZM76 221V220H75ZM113 220H111V222H112ZM115 221V220H114ZM117 221V220H116ZM119 221V220H118ZM117 221V222H118ZM16 222V223H15ZM48 222V223H47ZM61 222H63V221H61ZM73 222H74V220H73ZM73 222H72V224H73ZM237 222V221H236ZM15 223V224H14ZM53 223H54V225H53ZM59 223H60V221H59ZM58 223V224H59ZM66 223V222H65ZM87 223V224H88ZM98 223V224H97ZM103 223V222H102ZM124 223H125V220H124ZM123 222H121L120 224H119V227H120V225H121V227L123 228V227H127V226H125V224H124ZM126 223H128V222H126ZM170 223V222H169ZM9 224V225H8ZM10 224H12V225H10ZM71 224V223H70ZM99 224H101V225H99ZM105 224L103 225V226H105ZM122 224L124 225V226H122ZM129 224V223H128ZM127 224V225H128ZM60 225V224H59ZM74 225H75V222H74ZM107 225V224H106ZM139 225H141V224H139ZM72 226V225H71ZM79 226V227H78ZM89 226V225H88ZM113 226V225H112ZM56 227V228H55ZM66 227H68V226H66ZM73 227V226H72ZM72 227H70L71 229H72ZM106 227V226H105ZM63 228V227H62ZM79 228H81V229H83L84 228V230H81L80 229V231H78L79 230ZM88 228V229H87ZM146 228V227H145ZM86 229V230H85ZM114 229V230H113ZM93 231L95 232V233H93ZM66 232V233H65ZM124 232H127L126 230L124 231ZM143 232H145V233H143L142 234V236L143 235H151L150 233V231H148L147 233H146V231L144 230ZM150 232V233H149ZM137 233V232H136ZM124 234H127V233H124ZM140 234H141V232H140ZM140 234H138V235H140ZM73 235V234H72ZM90 236V234H87L86 236ZM92 235V236H93ZM131 235V234H130ZM133 235V234H132ZM152 235L153 236H155L153 233H152ZM157 236V235H156ZM56 239H58V238H56Z\"/></svg>", "mask_w": 264, "mask_h": 264}]
</instances>
